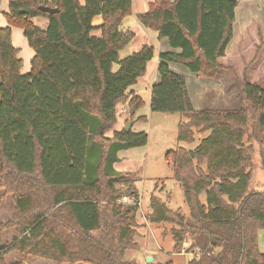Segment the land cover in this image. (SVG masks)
<instances>
[{
  "label": "trees",
  "instance_id": "16d2710c",
  "mask_svg": "<svg viewBox=\"0 0 264 264\" xmlns=\"http://www.w3.org/2000/svg\"><path fill=\"white\" fill-rule=\"evenodd\" d=\"M131 5L132 0L9 1L6 25L0 26V201L11 194L14 210L11 219L0 221V230L15 234L0 247L1 262L17 252L53 264H135L124 253L136 246L137 206L117 200L137 195L136 174L117 170L115 163L119 150L148 142L146 131L131 129L144 102L129 87L145 74L154 47L145 43L119 57L135 35L122 26ZM237 5L238 0H153L136 15L172 48L159 52L151 112L183 115L177 135L185 143L193 142L195 132H208L194 149L164 154L190 218L154 194L146 214L151 223L179 226L171 229L175 249L190 240L197 255L185 264H264L257 246L264 191L249 190L254 143L264 168V87L219 61L233 38ZM96 15L102 21L93 26ZM35 17L45 18L46 27L34 24ZM12 27L23 30L34 51L27 72H21ZM170 63L209 79L230 71L238 107L195 109L185 77ZM121 104L130 127L108 135Z\"/></svg>",
  "mask_w": 264,
  "mask_h": 264
},
{
  "label": "rangeland",
  "instance_id": "374dc122",
  "mask_svg": "<svg viewBox=\"0 0 264 264\" xmlns=\"http://www.w3.org/2000/svg\"><path fill=\"white\" fill-rule=\"evenodd\" d=\"M34 23L38 26H41L42 24V22L38 20H35ZM94 32L98 34V31ZM139 40L142 39H135V41L128 46V50L135 48L136 50H138V48L140 47L138 46ZM263 44L264 42L261 41L260 46H256L253 51V55L251 54L253 58H256V54L260 52ZM249 53L250 50L248 48V50H246L244 58V76H239L238 73H241L240 70L237 71L232 68L235 74L240 78H249V76H246V73L248 72L250 64L253 61H249ZM236 63L239 64L240 62ZM117 67L118 65L114 64V70H116ZM150 68L151 67L148 68L145 76H148L150 74ZM218 74V77H215V79L213 80H222L227 88L231 87L230 92H228L225 97V105L227 106L226 109L237 108L238 100L236 99L237 106H235L231 94L234 90L232 85L233 74L226 69L220 70ZM181 75H184V77L189 81L188 87L190 94L195 100V105L200 104V107H204V105H207V102L204 99V94L201 96L198 95L201 94L200 92H202L199 89L200 87L203 89L202 84H204V80L207 81L211 79L202 76L197 77L196 75H193V73H189L188 71H185L184 74ZM193 80H196L195 84L191 82ZM257 80L260 82L263 81L264 76L258 74ZM121 108L122 107L118 106L117 111L120 112ZM151 114L152 115L148 120V123L150 124L148 128L149 132L146 131L149 135V141L145 159L134 162L123 160L120 164L117 165L119 170H129L136 174L133 181L134 187L142 196V207L145 214V217L136 215L137 226L135 227L136 233L133 239L134 243H136V246L125 251L124 260L135 264H185L192 258H195L197 255V250L194 251L190 247V240L187 238L180 244L178 248L175 249L173 245L174 240L171 229H178L179 226L174 223L167 222L151 223L146 219V214L149 211V197L151 194H154L160 196L161 199L165 200L170 208H172L173 210L180 209L184 216L190 218V211L187 204L184 202L182 189L180 188L179 183L174 179L173 172L167 165L164 154L167 150L176 149L178 147H183L186 150H192L198 145L200 140L208 134V132L204 134L195 132L193 142L185 143L183 141H180L177 135L178 123L181 121H186V118L183 115L178 113L170 114L161 112H154ZM126 125L127 123L124 125V127ZM110 133L111 131H109L107 134L109 135ZM254 145L255 150L253 152L252 158L249 190L264 191V168H262L261 166L258 146L256 143H254ZM117 186L123 187V185ZM2 193L3 191L0 190V195ZM200 198L202 202L206 201L204 193L200 195ZM13 210L14 207L12 195L6 194L0 201V221L5 222L6 220L11 219ZM14 234L15 230L12 228L0 230V247L10 242ZM257 246L259 251H264L263 229H259L257 231ZM148 256L152 258L150 262H147L145 260ZM0 264L53 263L51 260L39 256H30L23 259L17 252H10L3 257L2 262L0 261Z\"/></svg>",
  "mask_w": 264,
  "mask_h": 264
},
{
  "label": "crops",
  "instance_id": "0c3cea01",
  "mask_svg": "<svg viewBox=\"0 0 264 264\" xmlns=\"http://www.w3.org/2000/svg\"><path fill=\"white\" fill-rule=\"evenodd\" d=\"M9 1L10 0H0V26L6 25V21L3 14L4 12L7 11L6 8L8 7ZM152 1L153 0H132L131 14L127 15L122 20V26L126 29H130L134 31L135 35L133 39L122 50L119 51L120 58H124L125 56L131 54L133 51L136 50V48L128 50V46L132 42H134L135 39L137 38L142 39L139 40L138 46L141 47L143 44L147 43L154 47L153 57L147 63L146 72H145L146 74L148 68L151 67L150 74L148 76H145L144 74L142 77L139 78L136 84L129 87V90H132L135 95L141 97L144 102L143 107H141L139 110L136 111V115L131 123L132 124L131 129L135 132L149 130L148 128L150 124L148 123V120L152 115L151 113H154L151 112L150 110L151 88L154 82L159 80V73L157 71V66L159 62V52L172 49L168 43L167 38H159L158 31L145 27L137 20L136 15L138 13L145 12L148 9V4ZM35 20L42 22L41 26L39 25L41 28L46 27L47 20L45 18L35 17L32 19L33 23ZM101 21H102L101 16L96 15L92 19V24L94 26H98L101 23ZM261 41L264 42V0H238V5L235 9V20L233 23V38L227 46L225 56L219 60L220 63L227 67L233 68L237 71L240 70L241 73L239 74L237 72L238 75L244 76V69H245L244 58H245L246 50H248L249 48L250 50L248 56L250 57L249 61L252 60L253 61L250 64V68L246 73V76H249L248 80L250 82H258L259 85L264 87V80L261 82L257 80L258 74L264 76V44L262 45L260 52L256 54V58H253L252 56L254 49L256 48V46H260ZM11 42L13 46L19 49L18 55L22 60L21 72L29 71L31 67L30 59L34 55V51L31 47H29L27 40L23 35V30L21 28L18 27L11 28ZM174 51H178V50L174 49ZM236 62H240V63L237 64ZM169 66L173 71L179 74H184L185 71H188L190 73V71L183 65L170 63ZM219 72L220 70L218 71V73ZM218 73L216 78L219 75ZM193 75H196L197 77L201 76V75H197L196 73H193ZM232 79H233L232 85L234 90L231 94L234 101L233 103L235 104V106H237L236 99L238 100V98L235 93L236 85L233 77ZM191 82L195 84L196 80H193ZM186 84L194 108L195 109L202 108L200 107V104L195 105L194 103L195 100L189 91V87H188L189 81L187 79H186ZM224 85L225 84L224 82H222V80H213V79L207 81L204 80V84H202L203 89L201 87L199 89L202 92H200L201 94L198 95L201 96L204 94V99L207 102V105H204V107H208L212 109L227 108V106L225 105V97L227 93L230 92L231 87L227 88L226 85L225 86ZM120 107L122 108L120 109V112H118L117 120L112 130H110L111 133L113 130H119L122 127H124L126 121L129 120V113L126 104H121ZM138 117H145L146 119L141 121H136ZM111 133L109 135H111ZM148 141H149V135H148ZM147 147H148V142L144 146L119 150L117 152V156L119 160L117 163H115V168L119 170L117 165L120 164L123 160L134 162L145 159L147 155ZM121 171H129V170H121Z\"/></svg>",
  "mask_w": 264,
  "mask_h": 264
},
{
  "label": "built area",
  "instance_id": "2783aa9c",
  "mask_svg": "<svg viewBox=\"0 0 264 264\" xmlns=\"http://www.w3.org/2000/svg\"><path fill=\"white\" fill-rule=\"evenodd\" d=\"M141 194L137 193V195H123L121 198L117 200L118 203H123V204H132L137 206V211L136 215L137 216H143L145 217L144 210L142 207V198Z\"/></svg>",
  "mask_w": 264,
  "mask_h": 264
},
{
  "label": "water",
  "instance_id": "95a60500",
  "mask_svg": "<svg viewBox=\"0 0 264 264\" xmlns=\"http://www.w3.org/2000/svg\"><path fill=\"white\" fill-rule=\"evenodd\" d=\"M40 10L48 12V13H55L57 11V8L55 7H50V6H40ZM130 127V122L127 123L125 126V129H128ZM147 262H150L152 258L150 256L146 257L145 259Z\"/></svg>",
  "mask_w": 264,
  "mask_h": 264
}]
</instances>
